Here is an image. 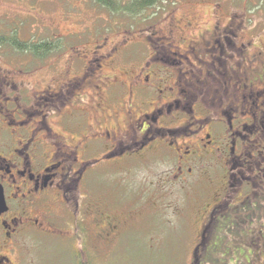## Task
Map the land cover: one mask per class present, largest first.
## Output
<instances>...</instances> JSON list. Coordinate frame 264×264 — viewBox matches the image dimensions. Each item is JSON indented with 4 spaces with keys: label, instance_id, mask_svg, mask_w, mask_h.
Here are the masks:
<instances>
[{
    "label": "flooded vegetation",
    "instance_id": "1",
    "mask_svg": "<svg viewBox=\"0 0 264 264\" xmlns=\"http://www.w3.org/2000/svg\"><path fill=\"white\" fill-rule=\"evenodd\" d=\"M214 31L183 51L161 35L110 52L62 37L69 70L52 66L55 88L32 96L0 65V264H32L23 256L40 235L77 264H114L124 236L161 216L192 236L186 263L214 261L227 233L242 257L264 199V46ZM114 99L120 110L107 109ZM105 166L117 184L91 201L90 170Z\"/></svg>",
    "mask_w": 264,
    "mask_h": 264
},
{
    "label": "rangeland",
    "instance_id": "2",
    "mask_svg": "<svg viewBox=\"0 0 264 264\" xmlns=\"http://www.w3.org/2000/svg\"><path fill=\"white\" fill-rule=\"evenodd\" d=\"M217 23L221 24L223 33L237 34L259 48L264 46V0H165L136 17L111 13L95 0H0V56L4 61L0 65L12 72H7L12 80L35 84L27 90L32 96L37 91L55 88L53 83L50 84L54 77L52 66L55 68L57 65L56 76L69 70L70 43L63 42L62 37L67 36L70 41L78 39L80 43L71 42L80 50L89 52L100 47L102 51L110 52L129 41L137 44L146 35H161L171 38L183 51L188 40L207 39L209 34L216 33L214 27ZM171 29H174L172 34ZM71 35L75 36L68 37ZM14 39L31 47L46 43L49 51H39L36 55L34 51L15 50L10 43ZM145 55H150L148 50ZM100 72L106 73L107 78L101 81L108 83L114 69L108 65ZM258 79L264 81V72ZM112 108L120 110L122 104L116 99L109 100L107 109L112 111ZM152 163L156 164L155 161ZM90 175L94 189L91 201L96 200L95 194H100V190H108L117 184L112 169L107 166L92 168ZM110 176L115 178L112 183L107 179ZM142 176L143 173L136 174V177ZM122 197L120 193L119 198ZM263 201L256 199L253 203V210L258 214L254 224L242 228V243L246 244L242 248V257L233 250L234 235L227 233L224 235L227 238L226 249L224 247L214 261L205 264H264ZM167 222V217H157L154 227L147 232L126 234L114 264H190L186 262L190 257L192 236L183 227L171 226ZM29 241L35 245L25 251L23 257L27 262L77 264L72 250L62 244L61 239L40 235ZM12 257L14 261L19 260L17 254Z\"/></svg>",
    "mask_w": 264,
    "mask_h": 264
},
{
    "label": "trees",
    "instance_id": "3",
    "mask_svg": "<svg viewBox=\"0 0 264 264\" xmlns=\"http://www.w3.org/2000/svg\"><path fill=\"white\" fill-rule=\"evenodd\" d=\"M165 0H95V2L111 13H123L128 16L136 17L143 14L145 11L152 9ZM15 44V43H14ZM22 51L48 52L49 49L46 43L36 46L21 44Z\"/></svg>",
    "mask_w": 264,
    "mask_h": 264
}]
</instances>
